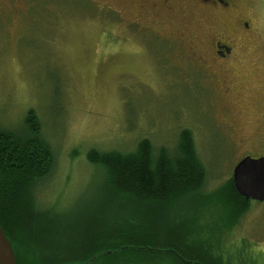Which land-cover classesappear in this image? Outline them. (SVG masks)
<instances>
[{
  "label": "rangeland",
  "instance_id": "1",
  "mask_svg": "<svg viewBox=\"0 0 264 264\" xmlns=\"http://www.w3.org/2000/svg\"><path fill=\"white\" fill-rule=\"evenodd\" d=\"M225 1L227 9L210 20L180 10L145 36V28H115L119 15L106 5L118 12V0H0V129L25 136L34 111L55 159L35 198L59 215V225L110 202L90 150L129 154L148 140L154 154H173L189 130L206 171L203 195L231 178L243 158H264V0ZM216 34L233 50L228 97L206 90L207 75L188 59ZM213 99L232 109L231 138L212 119ZM228 209L215 197L188 210L192 232L219 239L217 252L264 264V202H252L230 229L223 225Z\"/></svg>",
  "mask_w": 264,
  "mask_h": 264
},
{
  "label": "trees",
  "instance_id": "2",
  "mask_svg": "<svg viewBox=\"0 0 264 264\" xmlns=\"http://www.w3.org/2000/svg\"><path fill=\"white\" fill-rule=\"evenodd\" d=\"M25 126V136L0 129V228L15 264H257L249 254L217 252L219 239L192 232L188 210L215 197L225 201L230 209L223 225L230 229L253 201L237 194L231 178L201 194L206 171L189 130L180 132L173 154L164 148L154 154L148 140L129 154L90 150L87 160L103 170L110 202L62 226L35 198L55 159L34 111Z\"/></svg>",
  "mask_w": 264,
  "mask_h": 264
},
{
  "label": "flooded vegetation",
  "instance_id": "3",
  "mask_svg": "<svg viewBox=\"0 0 264 264\" xmlns=\"http://www.w3.org/2000/svg\"><path fill=\"white\" fill-rule=\"evenodd\" d=\"M106 6L107 12L119 15L115 28H145L142 34L146 36V34H156L148 28H165L171 22V14L173 15L176 11H187L192 15L199 16L204 14L206 18L209 17L207 20H210L217 11L227 9L228 2L225 0H118L115 4L118 12L112 9L110 3ZM130 12L134 14L131 15ZM124 13L127 15L126 18L122 16ZM222 39L221 36L217 38L216 34V38L203 41L205 44L201 49L202 55L197 56L196 52L191 49L188 52L190 55L188 59L193 62L197 70L207 75L209 88L206 87V90L211 92L214 87H218L222 96L228 97L232 78L227 79L225 72L230 70L228 65L232 59L233 50ZM208 108L212 114V119L220 120L218 121L220 127L231 138L235 133L231 120L232 109L215 104L214 99L209 101Z\"/></svg>",
  "mask_w": 264,
  "mask_h": 264
},
{
  "label": "water",
  "instance_id": "4",
  "mask_svg": "<svg viewBox=\"0 0 264 264\" xmlns=\"http://www.w3.org/2000/svg\"><path fill=\"white\" fill-rule=\"evenodd\" d=\"M231 180L237 194L246 201L264 202V158H243L234 166ZM0 264H15L13 251L1 228Z\"/></svg>",
  "mask_w": 264,
  "mask_h": 264
}]
</instances>
